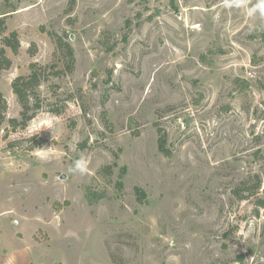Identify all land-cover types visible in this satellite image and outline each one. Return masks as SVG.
Returning a JSON list of instances; mask_svg holds the SVG:
<instances>
[{"label": "rangeland", "instance_id": "obj_1", "mask_svg": "<svg viewBox=\"0 0 264 264\" xmlns=\"http://www.w3.org/2000/svg\"><path fill=\"white\" fill-rule=\"evenodd\" d=\"M257 4L0 0L20 42L0 72V264H264ZM32 62L40 108L13 127Z\"/></svg>", "mask_w": 264, "mask_h": 264}, {"label": "trees", "instance_id": "obj_2", "mask_svg": "<svg viewBox=\"0 0 264 264\" xmlns=\"http://www.w3.org/2000/svg\"><path fill=\"white\" fill-rule=\"evenodd\" d=\"M5 17V16H3ZM0 17V39L3 44V47L0 48V72L3 69L8 68L11 65V60L6 56L4 46H8L11 48L13 52H16L19 48V40L17 36V32L12 31L9 35H4L5 32V19ZM34 54L33 50L31 51ZM64 55L69 61V69L74 65V55L73 49L70 45L65 44L64 47ZM29 73L25 75H19L14 78L11 82V88L13 93L16 95L17 100L22 108L20 112V117L18 118H9L7 121L13 127H21L25 128L27 122L31 119L32 113L40 108V104L37 103L39 101V97L37 95V87L41 84L42 79L44 78V71L47 68L46 65H40L37 62H32L29 65ZM6 110H7V101L0 91V124H2L6 120ZM33 110L32 113L29 111ZM43 139H38L35 143L36 146H41L43 144ZM164 145L161 143L160 139V150L164 151ZM260 180H257L256 188L260 185ZM121 186V182L118 183ZM248 189V188H246ZM242 189L237 187L235 193H241ZM245 196H240L241 198H246ZM264 201L260 200V205H263ZM60 205V204H59ZM58 205V206H59Z\"/></svg>", "mask_w": 264, "mask_h": 264}, {"label": "clouds", "instance_id": "obj_3", "mask_svg": "<svg viewBox=\"0 0 264 264\" xmlns=\"http://www.w3.org/2000/svg\"><path fill=\"white\" fill-rule=\"evenodd\" d=\"M256 11H259L262 15H264V0H258V4L249 10V14L251 15L255 13ZM39 154L42 156L46 155V153H43V152ZM86 168H87L86 161L83 158H80L74 162L72 171H78L80 173H84Z\"/></svg>", "mask_w": 264, "mask_h": 264}, {"label": "water", "instance_id": "obj_4", "mask_svg": "<svg viewBox=\"0 0 264 264\" xmlns=\"http://www.w3.org/2000/svg\"><path fill=\"white\" fill-rule=\"evenodd\" d=\"M60 178H64V175H61Z\"/></svg>", "mask_w": 264, "mask_h": 264}]
</instances>
